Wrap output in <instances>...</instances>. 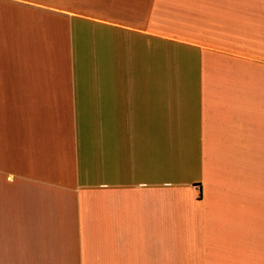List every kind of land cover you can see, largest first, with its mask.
<instances>
[{"label": "crops", "instance_id": "1", "mask_svg": "<svg viewBox=\"0 0 264 264\" xmlns=\"http://www.w3.org/2000/svg\"><path fill=\"white\" fill-rule=\"evenodd\" d=\"M0 264H264V0H0Z\"/></svg>", "mask_w": 264, "mask_h": 264}]
</instances>
